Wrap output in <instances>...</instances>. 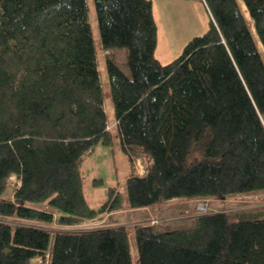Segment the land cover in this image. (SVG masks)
<instances>
[{"label": "trees", "instance_id": "1", "mask_svg": "<svg viewBox=\"0 0 264 264\" xmlns=\"http://www.w3.org/2000/svg\"><path fill=\"white\" fill-rule=\"evenodd\" d=\"M201 1L207 29L162 63L151 0H93L103 48L125 49L128 73L104 59L131 168L93 206L79 163L113 134L86 0H0V264H264V210L69 228L124 204L264 188V0Z\"/></svg>", "mask_w": 264, "mask_h": 264}, {"label": "rangeland", "instance_id": "2", "mask_svg": "<svg viewBox=\"0 0 264 264\" xmlns=\"http://www.w3.org/2000/svg\"><path fill=\"white\" fill-rule=\"evenodd\" d=\"M239 2L241 8L244 10V5L242 4L241 0H239ZM86 4L88 22L91 28L92 37L97 53V68L101 85L103 87L104 110L106 112L108 127L110 128L113 134V140L110 144H103L100 141L97 142L93 146V149L89 153H86L79 163V168L83 179L82 189L84 196L91 205L98 206L106 199L108 187L110 185H119V190L124 191V180L131 171L127 155L122 151L120 145V138L116 134L117 128L115 126L114 111L110 98V89L108 87V79L104 59L105 54L109 53V55L113 56L117 61L119 67L125 73H128L129 70L125 63L124 47H110L108 49L103 48L96 21L93 0H86ZM164 5L169 9V16H166L164 13L159 12L158 10H155L153 13L154 19L157 20V43L154 55L162 63H166L178 56L181 53L186 41H188L192 36L199 34L196 33L197 31H205L207 29V19H209V15L207 14L206 10L202 11V9H197L195 13L188 12L186 3H183L181 1L168 0L166 3H164ZM205 16H207V19ZM249 23L250 25H252L250 19ZM258 46L261 49L260 43H258ZM142 167L143 162L141 163L140 161H137L133 163L134 172H136L137 169L138 171L142 170ZM95 178H99V180H94ZM15 181V176H12L11 182L9 183L13 184ZM262 189H252L236 196L234 195L224 199H222L223 197L220 198L210 196L193 197L194 199H198L196 201V206L194 207L193 211L196 209L195 214L199 213V210L197 208L199 204L204 206L205 212H211L220 209H243L263 211L264 193H256L257 191H260ZM11 190L12 187L10 188L8 193H10ZM171 199L179 200L180 198ZM172 206L175 207L174 205ZM123 207L126 211L124 212L125 221H120V223L126 224L129 228V231H132V226L134 223L158 224L161 229H168V227H172L175 225H185L186 223H184L183 220L188 217V215L179 216V213H175L170 215H164L166 217L160 218V220L157 217H152L146 219L145 222H143L144 220L141 219V221H134L133 219L136 217V211L129 210L132 209V207H128L125 204L123 205ZM123 207L107 213L105 212L101 218L85 221L83 223L70 226L69 228L85 229L92 228L91 226L97 227L103 226L105 224H111L112 222H115L117 220V215H115L114 212L124 211ZM141 214L142 213L140 212L139 217ZM166 219H169L170 223H165L167 222L165 221ZM130 240L132 243L131 251L132 253H134L135 249L133 248L134 246L132 234H130ZM33 260L37 262L39 261V258L36 257Z\"/></svg>", "mask_w": 264, "mask_h": 264}, {"label": "crops", "instance_id": "3", "mask_svg": "<svg viewBox=\"0 0 264 264\" xmlns=\"http://www.w3.org/2000/svg\"><path fill=\"white\" fill-rule=\"evenodd\" d=\"M155 1H156V3H155ZM167 1L168 0H151L153 13L155 10H158L159 12L164 13L166 16H169V9L164 5V3H166ZM177 1H181L183 3H186V7L188 8V12H194L195 13L197 11V9H202V11L206 10V12L208 14L206 7L201 0H177ZM205 17L207 19V16H205ZM156 23H157V20H156ZM208 25H209V19H207V27H208ZM200 32H202V31H197L196 33H200ZM257 193L263 194L264 190L258 191ZM257 195H259V194H257ZM197 200L198 199H194V198H187V199L180 198L179 200L169 199V200H165L161 203H158V204H155L152 206L137 207V208H132L129 210L136 211V217L133 219L134 221L144 220L143 222H145L146 219L152 218V217H157L160 220V218L166 217L164 215L179 213V216L180 215H184V216L188 215V217L183 220L184 223L187 224L191 221L190 217H193L190 215H193L196 213V211H195L196 209L194 211H193V209L196 206ZM172 205H174L175 207H173ZM123 210L124 211H122V212H114L115 215H117V220L115 222H112L111 224H105V225L122 224V223H120V221H125L124 212H126L125 208ZM140 212L142 214L139 217ZM165 221H167L165 223H170L169 219H166ZM168 226H171V225H168ZM169 228H171V227H168V229Z\"/></svg>", "mask_w": 264, "mask_h": 264}, {"label": "built area", "instance_id": "4", "mask_svg": "<svg viewBox=\"0 0 264 264\" xmlns=\"http://www.w3.org/2000/svg\"><path fill=\"white\" fill-rule=\"evenodd\" d=\"M137 161H139V159H136V162ZM137 171H138V169H137ZM144 171V168L142 167V170H139L138 172H143ZM12 176H14V175H12ZM11 176V177H12ZM197 208L200 210V211H203L204 210V206H202L201 204H199L198 206H197Z\"/></svg>", "mask_w": 264, "mask_h": 264}]
</instances>
